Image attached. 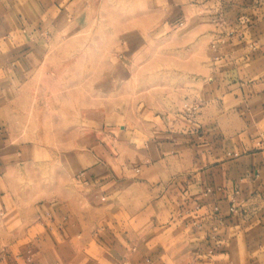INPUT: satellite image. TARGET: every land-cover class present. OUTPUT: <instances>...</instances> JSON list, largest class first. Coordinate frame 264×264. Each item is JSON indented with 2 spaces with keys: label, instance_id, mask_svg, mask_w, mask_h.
<instances>
[{
  "label": "crops",
  "instance_id": "1",
  "mask_svg": "<svg viewBox=\"0 0 264 264\" xmlns=\"http://www.w3.org/2000/svg\"><path fill=\"white\" fill-rule=\"evenodd\" d=\"M85 4L0 0V264H264V0H218V56L184 99L193 116L180 102L81 115L56 158L64 188L36 200L20 185L49 161L17 140L12 104Z\"/></svg>",
  "mask_w": 264,
  "mask_h": 264
},
{
  "label": "rangeland",
  "instance_id": "2",
  "mask_svg": "<svg viewBox=\"0 0 264 264\" xmlns=\"http://www.w3.org/2000/svg\"><path fill=\"white\" fill-rule=\"evenodd\" d=\"M84 7L80 23L46 41L32 84L12 104L17 140L36 146V160L49 161L19 181L33 185L36 200L44 185L64 188L56 158L71 146L81 115L85 126L96 110H112L120 121L179 102L184 111L188 89L218 56V0H86ZM106 78L130 79L107 90Z\"/></svg>",
  "mask_w": 264,
  "mask_h": 264
},
{
  "label": "built area",
  "instance_id": "3",
  "mask_svg": "<svg viewBox=\"0 0 264 264\" xmlns=\"http://www.w3.org/2000/svg\"><path fill=\"white\" fill-rule=\"evenodd\" d=\"M197 110H198V105L193 102L190 103L189 105H186L184 111L188 116H193L197 112ZM230 210L233 211V206H231ZM215 245L217 246L218 244Z\"/></svg>",
  "mask_w": 264,
  "mask_h": 264
}]
</instances>
